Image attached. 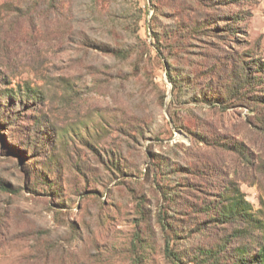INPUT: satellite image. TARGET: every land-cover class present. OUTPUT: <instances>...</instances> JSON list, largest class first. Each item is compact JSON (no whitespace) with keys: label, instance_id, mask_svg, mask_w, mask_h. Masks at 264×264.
Segmentation results:
<instances>
[{"label":"rangeland","instance_id":"rangeland-1","mask_svg":"<svg viewBox=\"0 0 264 264\" xmlns=\"http://www.w3.org/2000/svg\"><path fill=\"white\" fill-rule=\"evenodd\" d=\"M226 1L0 0V264H173L160 216L186 255L233 230L229 187L264 220V0Z\"/></svg>","mask_w":264,"mask_h":264},{"label":"trees","instance_id":"trees-1","mask_svg":"<svg viewBox=\"0 0 264 264\" xmlns=\"http://www.w3.org/2000/svg\"><path fill=\"white\" fill-rule=\"evenodd\" d=\"M239 0H229L225 4H235ZM238 15H233L232 19L234 22H238ZM235 26L236 24H231ZM197 31L205 30H214L215 27H212V23L208 20L200 21L195 24ZM157 28V27H154ZM194 30L193 27H191ZM157 33V31H156ZM255 67L258 68L257 72L260 74L264 73L263 64L251 62ZM248 63L244 60L239 61L237 66L238 68L232 72V87H226L227 94H236L240 93V88L254 86L255 76L252 77V70L254 67H248ZM166 72L169 81L172 84V93L174 96L179 95L185 86H187V73L184 69H181L174 64L167 63ZM259 75L258 77H261ZM21 89V88H20ZM21 99L27 100L38 98L39 91L32 88L30 85L24 87L18 92ZM231 97V96H229ZM263 98V97H261ZM204 100H206L204 98ZM208 102L215 106H222L226 103L224 97H215L210 96ZM258 102V101H257ZM252 108L255 110L259 106V103ZM262 122L264 120L261 119ZM1 128V127H0ZM37 147V145H35ZM239 151L243 148L236 146ZM14 150L18 151L20 154L27 153L24 150H20L15 146ZM53 155L48 157L49 161H52ZM33 162V161H32ZM32 164L31 162L28 163ZM49 169L46 171H51L50 165H43ZM43 170V169H42ZM43 175L46 183V190L51 192H56L57 196L60 194V189L57 186L56 178H49L46 174ZM42 184H45L41 181L36 180ZM35 190V189H34ZM208 219L210 222L216 221L220 224H232L233 230L218 240L211 242L207 245H198L191 251H188L186 255H182L176 248L173 243V236H171L170 224L165 216H160V224L164 234V252L168 259L173 264H264V220L254 212L253 205L245 197V193L241 190L240 187H234L232 190L229 187L226 191H222L219 195V199L214 203V205L208 206ZM210 213V215H209ZM259 234V236H257Z\"/></svg>","mask_w":264,"mask_h":264}]
</instances>
